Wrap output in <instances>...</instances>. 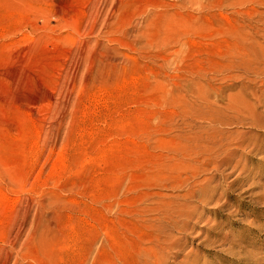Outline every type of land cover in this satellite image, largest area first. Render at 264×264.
Instances as JSON below:
<instances>
[{
	"label": "rangeland",
	"instance_id": "rangeland-1",
	"mask_svg": "<svg viewBox=\"0 0 264 264\" xmlns=\"http://www.w3.org/2000/svg\"><path fill=\"white\" fill-rule=\"evenodd\" d=\"M0 264H264V0H0Z\"/></svg>",
	"mask_w": 264,
	"mask_h": 264
},
{
	"label": "bare ground",
	"instance_id": "bare-ground-1",
	"mask_svg": "<svg viewBox=\"0 0 264 264\" xmlns=\"http://www.w3.org/2000/svg\"><path fill=\"white\" fill-rule=\"evenodd\" d=\"M47 242H48V239L44 235L35 236L33 238V244L34 245L35 244H37V245L40 244L41 246H46ZM177 249H179V248H177ZM171 250H174V247ZM171 250H169V251H171Z\"/></svg>",
	"mask_w": 264,
	"mask_h": 264
}]
</instances>
